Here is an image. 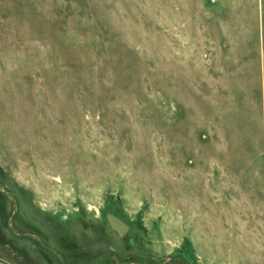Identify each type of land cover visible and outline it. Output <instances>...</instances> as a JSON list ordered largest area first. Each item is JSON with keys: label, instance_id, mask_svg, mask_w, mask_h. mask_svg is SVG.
<instances>
[{"label": "rangeland", "instance_id": "1", "mask_svg": "<svg viewBox=\"0 0 264 264\" xmlns=\"http://www.w3.org/2000/svg\"><path fill=\"white\" fill-rule=\"evenodd\" d=\"M264 0H0V264H264Z\"/></svg>", "mask_w": 264, "mask_h": 264}, {"label": "crops", "instance_id": "2", "mask_svg": "<svg viewBox=\"0 0 264 264\" xmlns=\"http://www.w3.org/2000/svg\"><path fill=\"white\" fill-rule=\"evenodd\" d=\"M263 61V65H264V56H263V59L261 58L260 62Z\"/></svg>", "mask_w": 264, "mask_h": 264}]
</instances>
